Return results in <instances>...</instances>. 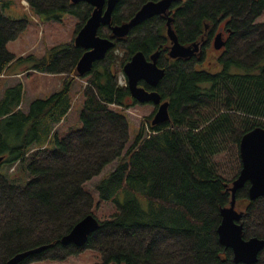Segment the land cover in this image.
Returning a JSON list of instances; mask_svg holds the SVG:
<instances>
[{"label": "trees", "instance_id": "16d2710c", "mask_svg": "<svg viewBox=\"0 0 264 264\" xmlns=\"http://www.w3.org/2000/svg\"><path fill=\"white\" fill-rule=\"evenodd\" d=\"M26 1L36 14L68 13L77 22L72 39L45 57H17L7 43L24 30L26 20L5 15L0 6V75L13 62L29 60L30 70L65 76L59 91L33 100L28 112L17 109L21 83L0 99V264L42 245L47 247L21 264L61 261L85 249L98 252L100 264H234L231 250L218 242L217 227L241 168L240 138L256 126L264 128V21L256 20L264 0L173 1L168 12L178 41H203L200 53L188 59L168 57L164 16L143 20L119 39L100 27L97 34L112 39L113 47L83 76L81 126L63 135L54 127L71 107L70 87L80 77L76 63L84 51L74 37L93 7L82 1ZM147 1L120 0L111 25L129 21ZM217 28L227 38L216 57L219 69L212 71L203 63ZM138 50L145 56L160 52L157 65L165 73L155 89L169 102V120L148 122L149 131L142 123L127 146L130 127L122 109L137 102L118 75ZM225 156L223 167L219 158ZM114 161L94 190L102 200H113L115 210L96 218L99 226L83 246L61 244L78 220L95 216L86 183ZM5 163L23 171L19 180L1 171ZM247 186L236 192V201L247 200L243 237L264 239V197L248 200ZM255 264H264V247Z\"/></svg>", "mask_w": 264, "mask_h": 264}, {"label": "water", "instance_id": "95a60500", "mask_svg": "<svg viewBox=\"0 0 264 264\" xmlns=\"http://www.w3.org/2000/svg\"><path fill=\"white\" fill-rule=\"evenodd\" d=\"M70 1L72 3L86 2L93 7L90 16L74 37V45L84 50L76 63V72L80 77L89 73L94 63L103 59L113 47L112 39L97 34L98 29L102 26H107L112 33V37L119 39L125 37L132 27L140 24L143 20L161 15L166 18L165 32L170 42L167 53L169 58L188 59L194 54L200 53L203 44L202 40L188 45L178 41L171 25L172 16L168 12L172 2L175 0H149L140 6L129 21L117 25H111V14L120 0ZM205 28H207V25ZM212 44L217 50L224 47L225 41L221 32L214 35ZM159 54V50H155L145 56L143 51L138 50L133 53L122 67L130 96L138 103L156 105V110L150 121L152 125L169 120V102L167 100L162 101V97L155 89L165 73L164 68L157 65ZM140 81H144L151 89L141 86L139 84ZM238 150L241 168L229 187L231 193L229 204L220 209L217 236L218 242L231 250L234 264H255L258 261L260 251L264 247V239L258 236L243 237L241 218L244 211L236 209L235 206L237 202L236 192L245 184H248V200L252 201L259 197H264V128L256 126L245 132L240 138ZM1 159L2 157H0ZM98 226L99 223L96 217L88 214L78 220L69 232L60 238V243L81 247ZM46 247V245H42L18 252L11 256L6 264H21L26 257L39 253ZM108 264L125 263L110 262Z\"/></svg>", "mask_w": 264, "mask_h": 264}, {"label": "rangeland", "instance_id": "374dc122", "mask_svg": "<svg viewBox=\"0 0 264 264\" xmlns=\"http://www.w3.org/2000/svg\"><path fill=\"white\" fill-rule=\"evenodd\" d=\"M7 2V3H6ZM0 6L5 15L15 19H25L26 26L19 36L7 43L9 51L13 52L15 56H26L32 54L37 58L45 57L48 50L54 46L68 43L72 39L73 32L77 18L74 15L68 13L54 12L51 14H36L33 12L26 0H0ZM257 21H264V12L261 13ZM213 37V36H212ZM116 54L121 55L117 50ZM220 51L216 50L212 46V39L210 45L206 48V57L203 65L210 67L212 71H216L219 67L218 61H216L217 55ZM31 62L29 60L13 62L4 72L0 75V99L4 95L6 89L21 83L22 94L20 104L17 109L24 112H28L30 103L37 98H46L54 92L59 91L62 88L64 75H50L43 74L34 70L28 69ZM219 69V68H218ZM232 70H238L239 68H232ZM16 71L22 73L14 75ZM25 71V72H24ZM118 82L120 85H126V77L121 70L118 75ZM87 85V79L83 77H74L70 87V98L72 100L71 107L66 114L64 121L55 125V131H58L59 135H63L69 129L78 128L81 126L80 110L83 103V89ZM112 108L121 110L120 107L112 105ZM155 106L150 103H136L132 104L122 112L126 115L130 127V140L127 146L133 140L141 124L144 123L145 131H149L147 123L153 118L155 112ZM228 157H220L219 161L223 167L228 161ZM117 161H114L106 166L102 172L89 180L86 183L87 188L92 192L95 198V206L93 208L94 215L98 219L108 217L115 210V203L113 200H102L99 198L97 191L94 190L95 185L99 180L111 171ZM1 171L4 172L9 178L14 175L16 180L20 179L23 172L19 167L16 170V164L10 165L5 163L1 166ZM27 179V178H26ZM22 183V181H16ZM121 199V197H119ZM247 200H238L236 207L239 210H243ZM141 204L146 205V201L141 199ZM101 258L98 252L85 249L76 255H71L61 261L58 260H42L34 261L28 264H100Z\"/></svg>", "mask_w": 264, "mask_h": 264}, {"label": "flooded vegetation", "instance_id": "af4514ba", "mask_svg": "<svg viewBox=\"0 0 264 264\" xmlns=\"http://www.w3.org/2000/svg\"><path fill=\"white\" fill-rule=\"evenodd\" d=\"M207 28H205V30H206ZM218 32H221L222 33V38L224 39V41L226 40V38H227V33L223 30V28H220V29H216L214 32H213V37H214V35L216 34V33H218ZM213 37H212V42H213ZM212 46H213V44H212ZM202 47V46H201ZM214 48V47H213ZM223 48V47H222ZM221 48V49H222ZM215 49V48H214ZM221 49H218V51H220ZM217 50V49H216ZM141 82H144V81H140L139 82V84L141 83ZM145 83V82H144ZM146 84V83H145ZM141 85V84H140ZM147 85V84H146ZM142 86V85H141ZM144 87V86H143ZM151 88V87H150ZM149 88V89H150ZM147 89V88H146ZM162 101H164V99H162ZM138 103V102H137ZM155 106V109L154 110H156V105H154ZM236 207V206H235ZM236 209H237V207H236ZM245 209V208H244ZM244 209H243V211H244ZM239 210V209H238ZM244 213V212H243ZM262 251V250H261ZM260 251V252H261ZM260 254V253H259ZM258 260H259V255H258ZM258 262V261H257ZM256 262V263H257Z\"/></svg>", "mask_w": 264, "mask_h": 264}, {"label": "crops", "instance_id": "0c3cea01", "mask_svg": "<svg viewBox=\"0 0 264 264\" xmlns=\"http://www.w3.org/2000/svg\"><path fill=\"white\" fill-rule=\"evenodd\" d=\"M7 3V2H6ZM25 72V71H24ZM19 73H22V71L21 72H19V71H16L15 73H14V75H16V74H19ZM66 117V116H65ZM64 121V120H63Z\"/></svg>", "mask_w": 264, "mask_h": 264}]
</instances>
